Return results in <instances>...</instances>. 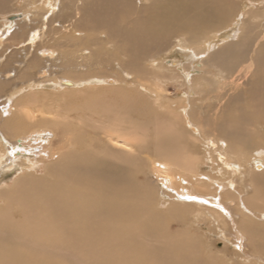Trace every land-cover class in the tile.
Segmentation results:
<instances>
[{
  "label": "bare ground",
  "instance_id": "1",
  "mask_svg": "<svg viewBox=\"0 0 264 264\" xmlns=\"http://www.w3.org/2000/svg\"><path fill=\"white\" fill-rule=\"evenodd\" d=\"M11 2L0 0V65L11 69L0 68V92L15 72L36 78L29 91L112 89L119 71L132 86H119L126 90L119 98L104 91L73 106L81 111L62 108L61 116L78 119L64 123L61 117L32 124L35 106L28 105L35 96L21 95L26 86L0 96V174H18L0 187V264H264V185L254 189L264 179V137L257 132L264 112V0H23L17 9ZM47 22H68V31L44 45ZM9 47L15 48L5 55ZM18 47L33 50L24 64ZM50 71L65 75L47 81ZM151 78L181 90L172 97ZM255 92L261 101L250 116L236 109L232 125L215 120ZM209 119L224 130L214 138L204 128ZM247 120L253 131L241 128ZM96 121L102 123L93 129ZM117 128L133 130L130 147L141 153L152 146L156 158L143 166L135 153L98 139L103 129L122 133ZM177 209L195 210L182 215L192 216L195 229H184L183 237L170 234L164 220ZM202 222L208 233H200ZM209 233L228 244L225 250L233 247L234 260L211 251Z\"/></svg>",
  "mask_w": 264,
  "mask_h": 264
},
{
  "label": "rangeland",
  "instance_id": "2",
  "mask_svg": "<svg viewBox=\"0 0 264 264\" xmlns=\"http://www.w3.org/2000/svg\"><path fill=\"white\" fill-rule=\"evenodd\" d=\"M21 1H23V0H12V2H11L12 6H13L12 8L13 9L20 8V5H22V3H20ZM155 1L156 2L160 1L161 2L160 3L161 5H163V4L166 5V3L168 4V1L169 0H155ZM155 1L153 0V2H155ZM141 2H142V0H141ZM249 4L246 3L244 5V7L246 9H249L251 7ZM148 8H151V7H148ZM138 15H139V13L136 14L135 17H137ZM87 21H86V23L82 24V26L85 25V26H83V28L86 27ZM57 23H60V22H57ZM67 23L68 22H63V23L60 24V27H59V26L56 25V22L52 23V25L47 22V24L44 27V33L45 34H44V38L42 39L43 40V44L44 45L45 44H49L53 40L54 37L57 38V37L63 36L64 35L63 32L65 33V32L68 31V25H67ZM39 25H40L39 23H36V25H33L32 28L35 27V26H36V28H39ZM100 26L103 27L102 25H100ZM48 27L49 28L50 27L51 28H55V29L56 28H59V30L62 31V32H60L59 30L58 31L56 30V32H52V30H50L51 28L49 29ZM48 33H50V34H48ZM199 35L203 36V37L200 36V38H203V39L206 37V33H204V32H201ZM47 40H48V42H47ZM12 48H15V47H12ZM12 48L9 47V48L5 49L4 54L5 55H9L10 54L9 52H12L13 51ZM32 51L33 50H32L31 47L30 48L28 47V49H26V50L23 49V47L22 48L21 47H18V50H17V53L18 54H16V56H17L18 59L22 60L21 64H24V62H25L24 60L29 56V52L32 53ZM174 54L171 53L169 56L170 57H173ZM101 56H105V58H107L108 57V53H105L104 52V53L101 54ZM163 57H165V56H163ZM173 58H178V56L176 55ZM97 66L98 65L95 64V67H97ZM0 68H1V70H4V71H10L11 70L10 67L7 68V67L1 66ZM106 69H107L106 72H110V69L109 68H106ZM99 71L100 72H104L103 69H100ZM112 72H114V71H112ZM2 73H1V75H2ZM15 73L16 74L14 76H11L10 77L11 79L13 78V83L10 84V85H8L7 87H5V89L0 92V96L1 95H6L5 93H10L13 90L15 91L16 89H19L21 86L22 87H25L26 86V89L21 93V95H23V96H28L29 95L30 97L31 96L32 97L35 96L36 99H39L38 101L36 100L37 103L35 101V97H34V101H31L29 99L30 100L29 101L30 104L28 106H35V109H34V107H32L33 109L31 108L35 112L34 113L35 114V118H33V120H36V121H32V124L38 123L41 120V118H43V119L44 118H47V119H45L47 121H49V119H55V120H57L56 122L58 123V121L61 119V117H63V119H62L63 123L64 122H67V121H71V120H74L76 122V121H78L77 118H74V117L65 118L64 115L61 116L60 113H62V108H65V107L66 108H69V106L70 107H73V106H86L85 103H90L93 100L100 99V97L103 95L102 92L104 93V91H106V92L109 93L108 97H110V96H116V98H119L126 91L125 89H122L119 86H123V85H126V86H130L131 85L132 86V83L129 85V84H126L122 80V77H124V75H123V72L119 71V73L117 74L119 80H118V82H117L116 85H114V84L111 85V87L113 86L112 89H107L109 86H106V85H88V86H81V87L69 88V89H65V88H62V87L59 88L57 86H55L57 89L55 87H48V86H47L48 87L47 88L45 86V87H42V88H44V90L42 88H40V90L37 89V90H30L29 91V89H27V85L30 83V81H33L36 78H32V79L31 78H28V75L29 74L26 75L25 77L24 76L22 77V76H20V74H18V72H15ZM30 75L32 76L33 74H30ZM62 75H65V73L62 72V74H61L60 71H50L47 74L46 79H47V81H49V80L50 81H55V79H58ZM73 75H78L77 74V71H74L73 72ZM80 77H84V75L83 76H80ZM152 81L157 86L159 84V86H160L159 88L163 89V92L165 91V88H166L167 93L170 96L172 95V97L173 96H176V92H178V91L181 90L180 88L179 89H176L175 87H173L172 85H170L169 84L170 82H166L165 83V79L158 80V81H155L154 79H152ZM122 90H124V91H122ZM240 91L241 90H236V89H233L232 90L233 95H237V94L240 93L239 95H243L245 97V94L243 92H240ZM239 95H238V99L240 100ZM253 96H254V98H252V99L249 98V99H245V101L244 100H241V101L237 102V103H239V106H236V103H235V104H232L231 106H227V109L226 110H222L221 109V111L219 113L217 112V117H215V120L216 121L217 120H223L224 122L226 121L227 123H229V124L232 125L235 121H233L234 118L231 119L230 117L233 116V115L235 117V113H237L236 109H238V112L245 113L246 114V118H247L248 116H250L251 109L254 110V107H252V106H257L256 103L261 101L260 96L258 94H256V92L254 93ZM163 100L165 101V97L163 98ZM227 100L228 99L226 98V99L221 100V101L225 102ZM19 101H20V105L19 106H23V105L25 106V103H24L26 101L25 98H20ZM221 101L217 102L215 104V106L216 105L218 106L221 103ZM36 107L38 108V112L37 113L35 111L36 110ZM75 108H77V107H75ZM75 108H74L73 111H75V110H80L81 111V109H82V107L80 109H75ZM42 109H44V110H42ZM214 109H215V107H213V110ZM15 111L16 110H14V112ZM212 111H209L210 118H212L214 116V113ZM42 112H44V113H42ZM84 118H85V120L89 121L87 119V115L84 116ZM126 119L127 118H124L123 119V123H126L125 122ZM259 119L261 120V122H263L262 123L263 125L260 126V128H259V130L257 132H259V136H263L264 137V112H261V115H260ZM37 120H38V122H37ZM101 123L102 122H100V121H96V122H94V124L92 123V125H93L92 128L93 129H96L99 125H101ZM181 125L183 127V123L182 122H181ZM185 125H187V124H185ZM109 126H112V124L109 123L107 125V129L108 130H109ZM115 126H117V124H114V127ZM253 127H254V121L253 120H251V121L250 120H247V126H246V124L242 123V127L241 128L244 129L245 132H246V131H253ZM204 128L207 129V131H206L207 135L210 136V137H212V138H214L215 136L220 135L218 133L224 131V130H218L217 128H215V122L212 119H209L206 122L204 121ZM117 129H120V128H117ZM186 129H182V131L185 132L186 135H188V136L189 135H192V132L189 129H187V130ZM120 131H122V133L118 131L117 133L115 132L116 134L109 135L108 132L103 129V130H100V134L97 137H98L99 140H102V138H103L107 142H109V148L110 149L116 148L117 150H122L121 152L124 151L126 154H130L128 156H132L135 153L133 156L135 158L141 160L143 166L145 165L146 162H148V161H146L147 158H151V157L156 158V157H154L155 156V154H154L155 148L152 147V146H150V149H148L146 151H143L141 153L135 152L136 149L133 150L134 148H131L130 147L131 145H133V143H135V141L133 140V134H135L133 130H130L129 131V129H128V131H124V129H120ZM180 132H181V130L179 131V133ZM124 135H126V137H129V140L124 139ZM109 136L112 137L111 140L109 139ZM188 141L194 142V143H198V140L196 138L195 139L192 138V136H191V138H188ZM116 149H113V150H116ZM112 152H114V151H112ZM201 152L202 151L199 152V151H197L195 149L193 150V154L194 155H200L199 153H201ZM119 155H124V154L123 153H119ZM200 165H201L200 170H202V171L204 170V171L208 172V170L210 169L205 164L204 165L203 164H200ZM34 172H36V175H38V174L40 175L41 170L40 169H36V170H34ZM146 172H147V175H148V177H149L150 180H155L154 175L151 174L148 169L146 170ZM17 175H18L17 173L16 174H13L11 172H6V173L3 172V173H1L0 174V187L1 186H5L6 184L11 185L12 181L15 179V177ZM262 185H264V179H262V180H255L254 189L255 190L256 189L259 190V188ZM194 211H192L191 213L187 214V213H184V212H180V210L177 209V211L175 210V213L166 216L164 220L168 224V232H170V234H172V235L175 232L182 235V232L181 231H183L186 228H189L190 231L194 232L195 229L193 228L194 222H193L192 216H190L189 219L187 217H185V218L182 217V215H194V214H192V213H195ZM179 216L181 217L182 220L179 218ZM177 218H179V219H177ZM198 225L200 227V231H201L200 233L201 234L203 232H207V228H206L207 225L206 224H204L202 222V223H200ZM177 228H178L179 232L176 231ZM181 237H183V235ZM208 237L210 239L212 237V234L209 233L208 234ZM210 241H211V239H210ZM209 245H211V251L214 252L215 254H217V255L220 254L221 256H224L223 254H225L226 256H224V257L226 258V261H230V260H234L235 259V256L236 255L234 254L235 250L232 249L233 247L229 245V250L228 249L225 250L226 249V246L228 244L225 246V243L223 242V240L220 239L219 237H216V235H213L211 244H209Z\"/></svg>",
  "mask_w": 264,
  "mask_h": 264
},
{
  "label": "snow or ice",
  "instance_id": "3",
  "mask_svg": "<svg viewBox=\"0 0 264 264\" xmlns=\"http://www.w3.org/2000/svg\"><path fill=\"white\" fill-rule=\"evenodd\" d=\"M192 199H194V198H192Z\"/></svg>",
  "mask_w": 264,
  "mask_h": 264
}]
</instances>
